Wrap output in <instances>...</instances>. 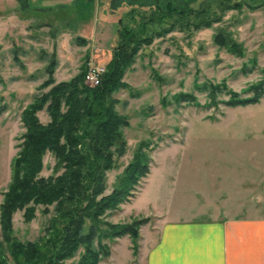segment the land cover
Here are the masks:
<instances>
[{"label":"rangeland","instance_id":"1","mask_svg":"<svg viewBox=\"0 0 264 264\" xmlns=\"http://www.w3.org/2000/svg\"><path fill=\"white\" fill-rule=\"evenodd\" d=\"M109 1L28 0L29 7H23L19 0H0V104L6 106L0 116V203L24 132L21 112L40 93L50 62L56 61L57 83L70 80L84 65L87 71L105 70L111 59L117 20L128 7L121 5L111 13ZM218 32L239 44L242 56L216 46L213 37ZM262 80L264 6L227 11L208 29L174 31L142 48L123 77L127 88L112 95L116 111L126 116L129 126L122 129L126 153L107 172L105 194L141 142L149 143L150 172L136 186L133 198L107 212L102 221L125 224L148 217L149 222L139 230L135 256L128 236L102 240L109 254L98 264H144L159 225L153 212L204 219L214 211L233 214L234 206L241 204L242 215L254 214L248 206L264 215V97L244 107L222 103L228 98L225 91L244 97L248 95L244 91ZM210 86L225 88L218 91L216 106L209 105ZM181 95L195 101L181 100ZM37 116L42 124L48 123L45 111ZM54 164L46 153L40 176L53 175ZM41 211L36 207L30 222L23 220V211L13 215L17 240L36 241L44 235L52 215Z\"/></svg>","mask_w":264,"mask_h":264},{"label":"trees","instance_id":"2","mask_svg":"<svg viewBox=\"0 0 264 264\" xmlns=\"http://www.w3.org/2000/svg\"><path fill=\"white\" fill-rule=\"evenodd\" d=\"M110 11L128 9L117 20V39L112 56L100 76L99 84L84 83L87 72L82 66L68 81L55 82L56 61L46 68L47 79L39 86L40 93L21 112L24 132L18 150L10 163V181L0 203V264H98L108 257L109 248L101 241L128 236L132 254L137 253L141 226L148 217L131 223L110 224L102 221L128 203L139 182L149 174V143L141 142L132 159L117 176L110 193L107 172L116 167V159L125 155L127 143L122 129L129 126L126 116L116 111L112 95L127 85L122 81L135 63L142 48L174 31L202 30L221 21L227 11L260 9L264 0H110ZM29 7L28 0H19ZM83 45L84 40H79ZM219 48L242 56L243 50L223 32L213 37ZM14 52L17 49L14 48ZM209 105H218V91L210 86ZM43 92V90H46ZM222 103L230 108L256 105L264 97V80L249 87L247 96L227 90ZM181 100L193 102L191 95ZM6 106L0 104V116ZM45 111L46 124L37 114ZM46 153L54 158L53 175L41 177ZM36 207L51 214L44 235L36 241L21 242L13 235V215L23 211V220L34 219ZM50 207L53 209L50 210Z\"/></svg>","mask_w":264,"mask_h":264},{"label":"crops","instance_id":"3","mask_svg":"<svg viewBox=\"0 0 264 264\" xmlns=\"http://www.w3.org/2000/svg\"><path fill=\"white\" fill-rule=\"evenodd\" d=\"M234 207L233 214L214 211L204 219L153 212L159 225L146 248L144 264H264V215L258 214L256 206H248L254 214L246 215L239 213L245 206Z\"/></svg>","mask_w":264,"mask_h":264},{"label":"built area","instance_id":"4","mask_svg":"<svg viewBox=\"0 0 264 264\" xmlns=\"http://www.w3.org/2000/svg\"><path fill=\"white\" fill-rule=\"evenodd\" d=\"M104 70L100 68L89 69L84 77V82L89 87H95L99 84L100 76Z\"/></svg>","mask_w":264,"mask_h":264}]
</instances>
